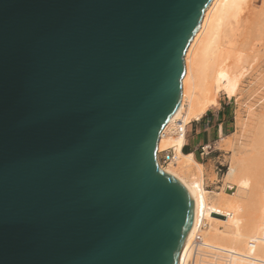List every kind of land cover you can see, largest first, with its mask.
Instances as JSON below:
<instances>
[{"label": "water", "instance_id": "1", "mask_svg": "<svg viewBox=\"0 0 264 264\" xmlns=\"http://www.w3.org/2000/svg\"><path fill=\"white\" fill-rule=\"evenodd\" d=\"M211 1L0 0V264H178L157 147Z\"/></svg>", "mask_w": 264, "mask_h": 264}, {"label": "bare ground", "instance_id": "2", "mask_svg": "<svg viewBox=\"0 0 264 264\" xmlns=\"http://www.w3.org/2000/svg\"><path fill=\"white\" fill-rule=\"evenodd\" d=\"M250 2L212 0L206 8L185 51L180 112L165 126L158 141V164L183 179L194 196L192 229L178 264H264V101L251 111L248 142L234 152L221 185L223 191L206 190L204 164L183 151L187 124L218 105L222 79L229 78L235 66L241 77L259 64L264 49V12L251 20L252 11L244 14ZM245 19L247 26L252 25L244 29ZM220 141L223 148L235 146L227 135ZM163 150L173 154L166 165L159 161ZM226 183L234 191L226 192Z\"/></svg>", "mask_w": 264, "mask_h": 264}, {"label": "rangeland", "instance_id": "3", "mask_svg": "<svg viewBox=\"0 0 264 264\" xmlns=\"http://www.w3.org/2000/svg\"><path fill=\"white\" fill-rule=\"evenodd\" d=\"M245 11L246 12L244 14L247 15L249 13L248 11H252L251 13L253 17L251 20H253V18L254 20H257L260 17L259 13L262 12L263 14L264 12V0H251ZM249 16H251V14ZM244 23L246 24L244 26L245 29L247 26L246 19ZM251 25L252 24L249 26ZM249 26H247V28H249ZM257 40H254L256 44L260 42ZM259 59V64L250 73H244L243 76L239 77L240 70L235 66L231 72V76L229 78L222 79L218 95L219 100L221 101L224 99L231 101L229 105L232 109V118L228 121L230 123L229 129L224 130L223 134L215 136L214 139L203 143L206 145L209 144V146H206L207 149H205L204 154L201 155L200 148L194 150L195 159L204 164L203 185L205 189L210 192L223 191L221 185L222 182H225L224 176L229 169L234 152L245 146V141L246 144L248 142L251 125V111L257 110L258 104L264 101V49L260 52ZM218 106L219 103L216 107H211L206 112L211 111ZM192 123H194V121L190 124ZM226 135L235 145L231 150L221 146L222 142L220 140ZM197 140L198 138H191L189 146L186 145L184 151H191ZM226 185H228V183L224 185L226 192L230 193L234 191V188L228 189ZM200 224L202 225V219ZM220 224H218V226L222 225Z\"/></svg>", "mask_w": 264, "mask_h": 264}, {"label": "crops", "instance_id": "4", "mask_svg": "<svg viewBox=\"0 0 264 264\" xmlns=\"http://www.w3.org/2000/svg\"><path fill=\"white\" fill-rule=\"evenodd\" d=\"M229 100H219V106L211 111L206 112L197 122L187 124L186 126V142L184 147L189 146L191 138H198L194 148L188 149L191 151H184L186 153H194L201 144L214 139L215 136L223 134L224 130L229 129V119L232 118V109L229 105ZM189 125V126H188ZM191 129V130H189Z\"/></svg>", "mask_w": 264, "mask_h": 264}, {"label": "built area", "instance_id": "5", "mask_svg": "<svg viewBox=\"0 0 264 264\" xmlns=\"http://www.w3.org/2000/svg\"><path fill=\"white\" fill-rule=\"evenodd\" d=\"M195 122H197V121H195ZM199 148L201 149V155L204 154L205 153V149H207L206 148V144L201 145ZM172 157H173V154H172L171 151L163 150V151L159 152V161L163 165H166L172 159ZM226 187L228 189H231V187L229 185H226Z\"/></svg>", "mask_w": 264, "mask_h": 264}]
</instances>
